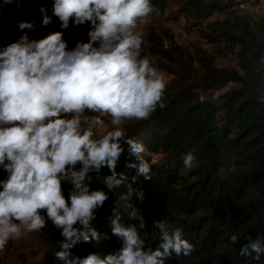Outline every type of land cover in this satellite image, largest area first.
Segmentation results:
<instances>
[{
	"label": "clouds",
	"instance_id": "9594fccd",
	"mask_svg": "<svg viewBox=\"0 0 264 264\" xmlns=\"http://www.w3.org/2000/svg\"><path fill=\"white\" fill-rule=\"evenodd\" d=\"M22 3L0 0V15ZM156 11L152 0H52L43 25L56 18L60 31L36 39L24 31L35 30V23L20 21L24 34L0 47V170L7 174L0 180V251L10 241L43 230L42 213L60 230L63 250L56 255L65 264H165L173 254L187 256L194 250L182 229L170 230L159 220L153 224L157 246L146 247V219L128 202L139 177L151 180V167L145 145L126 137L121 126L147 121L165 107V78L142 55L139 31L140 22ZM84 25L89 26L88 41L69 48L65 32ZM125 153L135 158L127 167L136 175L120 200L136 223L122 225L114 210L113 234L123 241L119 251L74 257L71 250L82 241L99 240L92 222L109 199L85 178L107 168L109 187L121 186L128 177L117 178V166ZM195 159L187 153L184 166L191 168ZM65 183L71 185L67 196ZM139 199L144 201L143 192ZM237 238L233 235L231 242ZM261 254L259 240L239 251L256 260Z\"/></svg>",
	"mask_w": 264,
	"mask_h": 264
},
{
	"label": "trees",
	"instance_id": "16d2710c",
	"mask_svg": "<svg viewBox=\"0 0 264 264\" xmlns=\"http://www.w3.org/2000/svg\"><path fill=\"white\" fill-rule=\"evenodd\" d=\"M169 1L152 3L165 9ZM175 1L180 3L181 12L200 19L216 12L228 14L214 20L202 33L207 42L218 44L219 52L234 54L236 68L215 64L214 57L203 48L195 57L196 67L191 55L183 59L186 51L181 46L164 48L160 35L149 29L152 52L180 63L183 71L178 72L175 82H165L163 110L157 108L147 121H130L123 126L126 137L145 145V158L151 167V180L139 177L132 184L135 191L128 202L146 219V247L157 246L153 233L158 230L153 224L158 220L170 230L182 229L184 238L194 246L190 255L173 254L165 264H264V254L259 260L239 255L252 241L259 240L264 247V18L239 10L241 3L261 0ZM51 5L52 0H23L14 17L0 20V47L24 34L17 26L20 21L35 23V30L24 31L36 39L60 31L56 18L51 25H43ZM88 31L89 26L84 25L65 32L69 48L78 41L87 42ZM187 153L196 158L191 168L183 163ZM131 162L135 158L127 153L118 162L117 178L119 174L128 177L119 187H109L107 168L85 178L84 183L107 192L109 199L92 222L99 240L82 241L71 250L74 257H104L123 246L122 239L113 234V220L117 215L114 210H118L122 225L136 223L128 219L125 202L120 200L136 175L127 167ZM5 177L0 170V180ZM63 188L67 196L71 185L65 183ZM140 192L145 195L143 202ZM42 215L47 224L43 230L52 243L44 257L33 264H65L56 255L63 250L60 230L47 220L46 213ZM233 235L238 237L235 244L231 242Z\"/></svg>",
	"mask_w": 264,
	"mask_h": 264
},
{
	"label": "rangeland",
	"instance_id": "374dc122",
	"mask_svg": "<svg viewBox=\"0 0 264 264\" xmlns=\"http://www.w3.org/2000/svg\"><path fill=\"white\" fill-rule=\"evenodd\" d=\"M252 7L241 8L239 10L251 13L256 18H264V9H257L256 4L250 1ZM147 19L140 22L139 31L143 33L142 55L146 57L151 66L157 69L165 78L166 83L175 82L178 79V72L183 71L178 63L163 57L162 54L152 52L153 41L149 38V29L154 28L156 33L163 40L164 48L181 46L186 54L183 59H188V55L195 59L200 48L206 49L208 55L214 57V63L228 68H236L234 54L222 53L218 50V44H211L206 41L202 30L208 27L216 19L228 17L226 12H216L213 16L200 19L190 16L186 12H181L180 3L170 0L165 9H158ZM16 15V8L9 6L2 18H12ZM189 53V54H188ZM181 57V56H178ZM181 79V78H180ZM107 122V118H105ZM122 125V130L124 131ZM107 127L101 129V134L107 131ZM7 175V174H6ZM50 236L44 231L29 233L20 239L10 241L3 251H0V264H33L42 259L47 248L51 245Z\"/></svg>",
	"mask_w": 264,
	"mask_h": 264
},
{
	"label": "bare ground",
	"instance_id": "6f19581e",
	"mask_svg": "<svg viewBox=\"0 0 264 264\" xmlns=\"http://www.w3.org/2000/svg\"><path fill=\"white\" fill-rule=\"evenodd\" d=\"M252 2H253V1H252ZM262 2H264V0H261V1H259V2L257 3V5H256L257 9H260V8L262 7ZM254 3H255V2H254ZM249 4H250V1H249V2L241 3L240 6H241V8H247L248 6H250ZM239 8H240V7H239ZM263 9H264V8H263Z\"/></svg>",
	"mask_w": 264,
	"mask_h": 264
},
{
	"label": "built area",
	"instance_id": "2783aa9c",
	"mask_svg": "<svg viewBox=\"0 0 264 264\" xmlns=\"http://www.w3.org/2000/svg\"><path fill=\"white\" fill-rule=\"evenodd\" d=\"M250 5V8L252 7V5L251 4H249ZM262 7L264 8V2H262ZM239 9V8H238Z\"/></svg>",
	"mask_w": 264,
	"mask_h": 264
}]
</instances>
